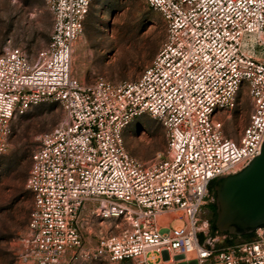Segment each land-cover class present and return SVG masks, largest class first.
Masks as SVG:
<instances>
[{
    "label": "built area",
    "instance_id": "obj_1",
    "mask_svg": "<svg viewBox=\"0 0 264 264\" xmlns=\"http://www.w3.org/2000/svg\"><path fill=\"white\" fill-rule=\"evenodd\" d=\"M145 1L160 14L165 40L135 80L84 83L72 75L93 0H45V46L32 56L10 45L0 53V154L13 118L33 105L54 101L64 115L31 153L25 186L33 204L20 259L175 264L168 258L191 255L195 264H264L261 228L224 247L199 239L210 182L245 167L264 140V0ZM242 87L251 110L232 139L222 116ZM142 114L161 123L166 139V157L150 165L124 146V129ZM87 208L130 228L88 245Z\"/></svg>",
    "mask_w": 264,
    "mask_h": 264
},
{
    "label": "rangeland",
    "instance_id": "obj_2",
    "mask_svg": "<svg viewBox=\"0 0 264 264\" xmlns=\"http://www.w3.org/2000/svg\"><path fill=\"white\" fill-rule=\"evenodd\" d=\"M162 21L160 14L145 0H93L83 31L73 47L72 75L84 83L98 78L111 83L137 79L165 40ZM51 27V13L45 0H0V53L10 45L28 56L34 55L47 43ZM250 110V99L242 87L235 107L222 116L227 137H239ZM63 117L59 103L47 101L33 105L11 122L7 149L0 154V264H31L20 259L26 248L27 224L33 204L32 194L25 186L30 157L38 137L53 129ZM123 139L128 154L143 165L167 155L163 126L148 114L135 117L124 129ZM214 200L209 190L199 215L201 234L216 246L224 247L225 232L211 233L210 222L214 216L210 205ZM93 211L87 208L81 215L82 232L88 245H95L102 237L120 236L130 228L123 219L102 220ZM259 232L264 235V226ZM239 241L242 239H235ZM172 257L175 264H195L190 260L191 255L188 259L183 255ZM75 264L132 263L89 259Z\"/></svg>",
    "mask_w": 264,
    "mask_h": 264
},
{
    "label": "water",
    "instance_id": "obj_3",
    "mask_svg": "<svg viewBox=\"0 0 264 264\" xmlns=\"http://www.w3.org/2000/svg\"><path fill=\"white\" fill-rule=\"evenodd\" d=\"M214 196L218 231L241 236L264 226V140L245 167L214 180Z\"/></svg>",
    "mask_w": 264,
    "mask_h": 264
},
{
    "label": "trees",
    "instance_id": "obj_4",
    "mask_svg": "<svg viewBox=\"0 0 264 264\" xmlns=\"http://www.w3.org/2000/svg\"><path fill=\"white\" fill-rule=\"evenodd\" d=\"M162 25L164 27L163 21H162ZM209 190L214 194V180L210 182ZM210 206H211L210 207L211 208V212L213 213V216H214V219L212 221V226H211V233L215 234L216 232H218V229L215 227L216 205L212 203ZM225 235L227 237H226L224 242H225L226 245H229V244L234 243L236 238H240V239H242L244 241L252 240L255 237V232H250V233H247V234H244V235H241V236H236V235H232V234H228V233H225ZM199 239H200L201 242H203L205 240L203 234L199 235Z\"/></svg>",
    "mask_w": 264,
    "mask_h": 264
},
{
    "label": "bare ground",
    "instance_id": "obj_5",
    "mask_svg": "<svg viewBox=\"0 0 264 264\" xmlns=\"http://www.w3.org/2000/svg\"><path fill=\"white\" fill-rule=\"evenodd\" d=\"M171 260H173V257H170V258H168V261H171ZM186 260V259H185ZM181 260H179V262H180ZM172 262V261H171Z\"/></svg>",
    "mask_w": 264,
    "mask_h": 264
},
{
    "label": "flooded vegetation",
    "instance_id": "obj_6",
    "mask_svg": "<svg viewBox=\"0 0 264 264\" xmlns=\"http://www.w3.org/2000/svg\"><path fill=\"white\" fill-rule=\"evenodd\" d=\"M213 204H215V200L212 202ZM212 226V220L210 222V227Z\"/></svg>",
    "mask_w": 264,
    "mask_h": 264
}]
</instances>
